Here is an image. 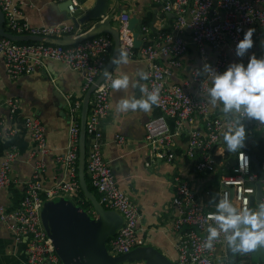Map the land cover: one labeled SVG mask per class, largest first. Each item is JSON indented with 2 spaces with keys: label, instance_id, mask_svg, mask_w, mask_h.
<instances>
[{
  "label": "built area",
  "instance_id": "obj_1",
  "mask_svg": "<svg viewBox=\"0 0 264 264\" xmlns=\"http://www.w3.org/2000/svg\"><path fill=\"white\" fill-rule=\"evenodd\" d=\"M70 1L72 5L68 7V13L74 16L77 1ZM0 11L4 15L6 32L15 36L61 40L64 36L80 34L76 33L77 30L71 24L30 26L14 0H0ZM163 12L173 18L169 32L152 34L149 27H140L138 33L141 45L138 49L134 46L132 34L127 30L130 17L127 14L116 17L120 51H127L129 60L145 62L149 76L145 87L149 91L159 89V103L155 106L160 116L145 124V142L149 148L146 166L156 162L172 164L177 159L168 121L173 122L177 134H184L187 138L184 158L194 174H213L218 168L227 167L231 156L232 163L228 166L230 174L220 178L215 197L210 190L193 189L179 174L173 175L171 185V206L177 213L171 224V229L177 236L174 243L175 264H229L230 249L223 233L213 242L212 249L204 247L207 227L214 224L209 219V214L215 212V204L223 198L226 191L230 193L235 206L256 209L253 200L255 188L249 185L260 183L264 194V177L259 180L257 173L251 172L250 155L243 148L234 153L227 151L220 134L231 117L212 114L206 95L210 87L208 80L202 78L197 69L189 72L190 80L183 85L172 84L168 79L172 70L182 67L181 60L190 47L196 48L204 63L209 61L205 47L210 46L216 50L217 57L211 66L216 71L223 72L227 62L223 46L235 53V46L243 39V32L254 29L253 39H259L264 32V0H168L163 6ZM185 32L190 34L189 44L183 40ZM112 49L113 40L108 35L71 47L43 42L19 45L0 38V59L9 77L31 75L46 62H57L66 70L81 75L83 93L103 72ZM162 60L166 63H162ZM190 84L196 86V96L187 92L186 87ZM111 90V80L105 79L89 101L85 176L104 209L115 211L122 219L121 228L107 243L108 252L119 256L135 248L148 246V243L140 230L142 213L139 207L122 191L109 162L104 158L105 141L101 123L111 111ZM9 107L15 112L19 107L18 101L11 100ZM79 112V105L71 107V144L64 154L56 158L64 177L54 188L44 190L39 181L43 165L38 164L33 176L25 183L14 211L8 212L0 201V221L7 224L17 240L25 241L26 264H61L42 227L40 214L44 203L55 198H65L79 207L85 203L77 178ZM186 126L188 129L185 130ZM27 127L37 151L47 153L45 134L40 122L36 119L29 120ZM252 132L264 138V128L261 126L247 134ZM14 136L15 130L0 121V141L10 142ZM117 140L119 144L125 142L122 137H117ZM16 154V147L11 144L0 163V194L11 183V167ZM260 169L264 173V162L260 163ZM236 254L238 264L251 263V252Z\"/></svg>",
  "mask_w": 264,
  "mask_h": 264
},
{
  "label": "crops",
  "instance_id": "obj_2",
  "mask_svg": "<svg viewBox=\"0 0 264 264\" xmlns=\"http://www.w3.org/2000/svg\"><path fill=\"white\" fill-rule=\"evenodd\" d=\"M14 1L20 6L25 21L32 27L60 24L73 26L72 22L66 20L65 16L59 12L62 3L70 0ZM76 1L77 4L74 5L77 9L74 14L76 17L83 15L95 2V0ZM167 1L108 0L109 5L116 11L115 22L111 26L118 29L116 17L121 15L119 13L125 12L130 18L136 16L140 24L149 15L153 18L151 26H148L152 34L167 33L171 29L173 20L171 15L163 12V6ZM89 26H83L79 30L74 28V30H77L76 33L78 34L84 32V29L87 30ZM139 26L136 28L138 32ZM182 37L186 43H190L188 32H185ZM222 51L227 54L224 71L233 62L243 61L246 64L252 54L258 58L262 57L264 32L259 39H253V47L248 50V54L243 58L231 53L228 47L223 46ZM205 54L209 58L207 63L213 64L217 57V51L206 46ZM161 62L166 63L165 60ZM181 62L182 67L180 69L172 70L168 79L170 83L183 85L189 82V72L192 69H197L200 76L207 79L209 86H211L210 78L201 70L205 63L196 48L190 47ZM140 70L147 72L145 62L129 60L127 64H115L111 76L116 78L122 74H127L131 79L139 80L138 72ZM139 83L145 86L146 80L139 81ZM82 86L83 79L79 73L68 71L57 62H46L31 75L11 78L7 75L3 61L0 59V121H4L6 125L15 130V136L10 142L0 141V163L11 144L17 150L16 158L11 167V183L0 194V201L8 212L17 208L25 183L33 176L38 164L43 165L39 181L44 190L54 188L55 184L64 177L63 169L56 162V158L64 154L71 144L69 138L71 117L69 114H71L70 110L74 102L78 101L81 108L85 94L82 92ZM186 89L189 94L197 95L196 86L190 84ZM142 95L139 86L111 90V111L101 123L105 141L104 158L109 162L122 191L139 207L142 213L140 230L147 239L148 246L155 248L175 264L174 243L177 236L171 229L172 221L177 216L175 208L171 206L173 175L179 174L195 190H210L215 194L218 191L220 178L229 172L228 166L229 163H232V158L229 156V163L225 167L227 170L221 173L216 171L208 176L194 174L190 171L188 162L184 158L187 138L184 134H177L173 122L168 121L169 133L172 134L177 159L172 164L156 162L146 166L149 148L145 142V124L149 120L158 118L160 116L159 110L155 105L147 113L140 110L120 112L116 107L117 101L121 98H140ZM11 100H16L19 103L15 112H12L9 107ZM209 108L214 116L230 117L225 116L220 110V106L212 107L209 104ZM32 119L38 120L43 127L47 144V153L45 154L37 151L36 144L30 137L27 123ZM244 123L246 132L254 130L257 126L264 128V125L255 120H246ZM117 137H122L125 142L119 144ZM57 199L55 198V200ZM0 264H26L25 241L17 240L16 235L7 224L1 221Z\"/></svg>",
  "mask_w": 264,
  "mask_h": 264
},
{
  "label": "water",
  "instance_id": "obj_3",
  "mask_svg": "<svg viewBox=\"0 0 264 264\" xmlns=\"http://www.w3.org/2000/svg\"><path fill=\"white\" fill-rule=\"evenodd\" d=\"M70 5H72L71 2L66 1L59 8V12L65 16V19L71 21L77 30L86 25L90 26L77 36H64L61 40L12 35L6 32L4 15L0 11V38L16 43L43 42L54 46L71 47L102 35H108L113 40L111 56L101 75L85 92L79 114L77 178L82 195L92 208V214L65 198L50 200L44 203L41 210L42 227L61 264H174L151 246L138 247L119 256L111 255L107 250V243L116 236L121 228L122 219L115 211L104 209L89 190L85 176L86 124L90 98L106 79L105 72L111 74L115 65L112 62L113 58L120 53L119 33L111 26L115 22L116 11L109 5L108 0H95L90 9L80 17H76L69 15ZM119 14L126 15L125 12ZM139 25V19L136 16L131 17L127 24V30L132 34L136 49L141 45L138 41L140 34L136 30ZM250 163L259 180H262L264 173L260 169V162L255 156L250 155ZM249 186L255 188L253 200L258 208L259 203L264 199L260 183Z\"/></svg>",
  "mask_w": 264,
  "mask_h": 264
},
{
  "label": "clouds",
  "instance_id": "obj_4",
  "mask_svg": "<svg viewBox=\"0 0 264 264\" xmlns=\"http://www.w3.org/2000/svg\"><path fill=\"white\" fill-rule=\"evenodd\" d=\"M254 29L244 33L243 39L235 46V55L243 58L253 47ZM113 64H127L128 53L121 50L113 58ZM210 78V87L207 89V100L212 107L220 106L225 116L231 121L221 132L223 143L228 152H237L245 145L247 137L245 121L255 120L264 125V56H249L248 62L231 63L223 72L216 71L205 63L201 69ZM139 80H133L127 74L112 78L105 72V78L111 80L113 90L136 88L139 86L140 98L128 97L117 101L116 107L120 112L143 111L149 112L153 105L159 103V89L149 91L139 81L147 80L148 73L140 70ZM214 224L207 227V237L204 247L212 249L214 241L224 234L228 248L233 253H248L264 247V202L259 203L256 209H241L234 205L230 193H224L222 199L215 204V212L209 214Z\"/></svg>",
  "mask_w": 264,
  "mask_h": 264
},
{
  "label": "trees",
  "instance_id": "obj_5",
  "mask_svg": "<svg viewBox=\"0 0 264 264\" xmlns=\"http://www.w3.org/2000/svg\"><path fill=\"white\" fill-rule=\"evenodd\" d=\"M152 22H153V18L150 17L149 15H147L145 17V19L141 22L139 27L151 26ZM18 44L22 45L24 43H18ZM78 104H79V102L76 101V102L73 103V106L78 105ZM77 122H79V118H78ZM243 149L249 155L255 156L260 163L264 162V138L260 134H255L253 132L251 134H247V137H246V140H245V145H244ZM225 170H227L225 167H221V168H218L216 171L218 173H221V172H223ZM251 172L255 173V170H254L253 166L251 167ZM229 174H230V171L226 173V175H229ZM87 184H88V182H87ZM88 187H89V190L91 191V193H93L95 195L97 200H100L99 196L96 194L94 189H92V187L89 184H88ZM81 196L84 199L82 193H81ZM215 196H216V193L214 194V197ZM81 208L83 210H85L86 212H91L92 211V208H91L89 202H87L86 200H85L84 205H81ZM229 255H230L229 264H238V261H237V258H236L237 254L233 253L230 250ZM251 256L252 257H251V263L250 264H264V247L258 248L255 251H252L251 252Z\"/></svg>",
  "mask_w": 264,
  "mask_h": 264
},
{
  "label": "rangeland",
  "instance_id": "obj_6",
  "mask_svg": "<svg viewBox=\"0 0 264 264\" xmlns=\"http://www.w3.org/2000/svg\"><path fill=\"white\" fill-rule=\"evenodd\" d=\"M85 31H86V29H84ZM83 33V32H82ZM98 197V196H97ZM89 214H92V211L91 212H89Z\"/></svg>",
  "mask_w": 264,
  "mask_h": 264
}]
</instances>
